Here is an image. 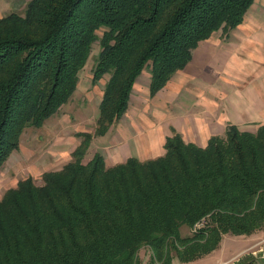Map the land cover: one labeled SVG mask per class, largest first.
<instances>
[{"label":"trees","instance_id":"trees-1","mask_svg":"<svg viewBox=\"0 0 264 264\" xmlns=\"http://www.w3.org/2000/svg\"><path fill=\"white\" fill-rule=\"evenodd\" d=\"M254 1L30 0L23 15L1 17L0 168L25 129L68 102L95 42L92 83L109 76L94 131L102 136L127 111L142 71L154 96L199 42L235 29ZM76 136L82 142L61 169L0 198V264H134L144 246L168 264L171 251L191 261L223 235L264 230V124H230L204 147L174 133L161 157L114 166L98 153L83 162L92 136Z\"/></svg>","mask_w":264,"mask_h":264},{"label":"crops","instance_id":"crops-1","mask_svg":"<svg viewBox=\"0 0 264 264\" xmlns=\"http://www.w3.org/2000/svg\"><path fill=\"white\" fill-rule=\"evenodd\" d=\"M105 82L104 77L95 84L91 80V93L84 99V106L71 111L75 108H70L71 99L59 112L66 114L69 107L74 118L89 125L97 118ZM149 84L150 75L144 70L133 85L125 114L93 140L99 145L94 153L100 154L108 166L128 158L146 161L161 157L166 139L174 133L187 144L204 147L211 137L223 135L230 124L240 129L264 124V0L253 2L226 42L217 37V32L199 42L189 63L154 96L149 94ZM80 85L78 80L74 94ZM57 117L62 116L54 114L44 123ZM62 147L54 153L61 168L74 151ZM239 238L222 239L214 263L227 261L225 258L234 255L233 249L242 244L245 249L254 247L259 236Z\"/></svg>","mask_w":264,"mask_h":264},{"label":"rangeland","instance_id":"rangeland-1","mask_svg":"<svg viewBox=\"0 0 264 264\" xmlns=\"http://www.w3.org/2000/svg\"><path fill=\"white\" fill-rule=\"evenodd\" d=\"M29 1L30 0H0V18L11 12L23 15L25 5ZM102 31L103 29L97 32L99 37L101 36ZM229 33L230 31L223 33L221 30H218L217 37L219 36L220 40L226 42ZM99 52L100 46L97 41L92 45L87 61L78 73V80H80L81 85L78 87L76 93H73L68 100L69 102L72 99L70 108L72 105H75V108L71 110L73 112L77 107L84 106V99H88V95L91 93L90 84L92 73ZM108 77V75H105L104 79L107 81ZM64 105L61 106L58 113H56L58 115L60 113V116H62L61 118L57 117V120L55 121L43 123L42 127L38 129L30 127L24 130L20 138V148L18 147L17 150L13 151L8 160L0 168V198L5 191L15 187L19 181L25 178L31 177L36 185H41L42 174L59 170L61 167L59 166V160L56 157L58 155L54 153L63 148V145L64 148H70L72 150L79 146L82 142V137H77L76 134L89 133L92 136L85 156L83 157V162L92 157L94 150H98L96 149L98 144H93V140L100 137L94 136L98 113L97 118H93L89 125H84L82 121H78L73 117L74 113L69 110V107L66 108V114L59 112ZM241 129L251 131L255 129V126L244 127ZM58 166L60 168L55 169V167ZM205 221L206 220L202 219V221L195 224L191 229L187 226H181L179 230L180 235L182 237L192 235L196 229L202 227V225L206 223ZM252 235L259 236V238L256 239L258 243L255 244L254 247L245 249V246L242 244L243 247L241 246L238 249H233L232 253L234 255L227 256L225 258L227 261L222 264H252L256 259L257 260L254 261V264L264 263V230L257 231ZM227 237L240 239L239 236H233L230 234L223 235L222 239ZM220 243L221 241L214 249L207 253L200 254L197 259L191 261H185L186 256L184 254L178 255L175 251H171L167 255L166 262H168V264H217L216 262L214 263V261L217 259V248L220 246ZM239 243L240 242L238 241L237 245ZM252 252H254V254H252ZM134 264H165V262H163V258L158 259L150 248L144 246L137 253Z\"/></svg>","mask_w":264,"mask_h":264},{"label":"built area","instance_id":"built-area-1","mask_svg":"<svg viewBox=\"0 0 264 264\" xmlns=\"http://www.w3.org/2000/svg\"><path fill=\"white\" fill-rule=\"evenodd\" d=\"M262 264H264V263H262Z\"/></svg>","mask_w":264,"mask_h":264}]
</instances>
